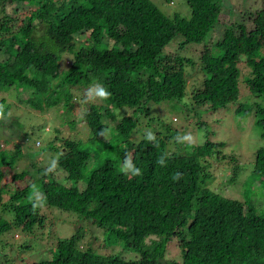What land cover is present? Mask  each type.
I'll use <instances>...</instances> for the list:
<instances>
[{"label":"trees","instance_id":"1","mask_svg":"<svg viewBox=\"0 0 264 264\" xmlns=\"http://www.w3.org/2000/svg\"><path fill=\"white\" fill-rule=\"evenodd\" d=\"M4 2L0 0V13ZM184 3L188 8L187 29L183 28L178 15L167 17L150 0H40L36 2L38 11L33 21L44 28L43 40L34 39L33 28L28 26L9 36L1 51L6 57L0 61V92L29 91L25 98L20 99L18 94L15 98L34 109H39L34 98L46 107L60 100L65 105L71 97V89H87L96 84L109 92V97L102 101L110 108L126 107L141 113L140 109L144 110L147 104L178 100L184 94L185 68L192 62L175 53H164V46L176 36L182 38L179 48L190 43L200 44L220 18L219 0H184ZM7 22H10L9 17L3 15L0 34L9 33ZM250 43L248 39L241 41L244 51ZM219 51L212 55L204 48L198 57L203 80L201 89L191 91L193 107L199 108L207 101L235 96L238 92L235 61ZM62 53H67L69 61L59 70ZM249 67L251 72L244 81V88L260 98V103L253 104L254 125L259 136L264 137V51ZM7 105H0L3 107L0 122L6 118ZM107 107L88 104L80 115L89 130L88 141L105 133L107 126L103 120L114 121ZM247 110L242 104L234 109L236 112ZM16 119L9 117L6 122L18 131L20 123ZM136 121L134 115H123L115 120L114 128L126 138ZM7 134L12 139L20 138ZM56 142L61 143L59 151ZM165 142V137L159 133L132 144L128 159L132 169L140 175H131L127 180L112 157L101 160L82 174L89 158L87 149L75 140L53 137L47 150L57 153L54 164L52 168L38 169L39 176L35 179L44 205L91 221L105 231L110 242L121 241L124 249L133 251L136 256L133 259L99 257L87 249L82 250L78 247L82 233L75 228L68 238L55 242L54 251L44 262L264 264V212L254 209L246 197L243 200L225 198L204 186L209 174L200 163L213 155L211 150L222 143L207 139L195 148L194 154L178 155L165 151ZM19 153L0 157V164L10 166ZM229 160L234 164L228 179L232 184L239 166L232 156ZM251 164V175L261 180L264 189V146L254 149ZM55 168L60 170L65 185L68 182L73 185L65 187L59 183L53 174ZM177 173L180 178L174 179ZM25 176H30L28 169L11 178L17 181ZM79 180L83 181L81 188L76 186ZM28 189L29 185H25L8 193L2 208L11 219H0V235L9 229L29 234L45 222V217L36 212L26 197ZM183 221L185 224L180 227ZM173 238L177 239L176 245L181 250L178 260L164 256L165 245ZM41 262L23 260L13 264Z\"/></svg>","mask_w":264,"mask_h":264},{"label":"rangeland","instance_id":"2","mask_svg":"<svg viewBox=\"0 0 264 264\" xmlns=\"http://www.w3.org/2000/svg\"><path fill=\"white\" fill-rule=\"evenodd\" d=\"M38 1L40 0H22L19 4V0H5L3 11L0 13V23L3 21V15L9 17L10 22L6 25L10 30L9 33L1 32L0 34V61L6 57L1 51L9 36L17 34L27 26L33 28L34 39L42 42L44 28L38 24L35 25L33 21L38 11L36 10ZM67 1L71 2V0ZM169 1L166 3V0H150L167 17H171L172 14L178 15L183 28L187 29L188 8L184 0ZM219 1V21L208 31L202 43H190L179 48L178 44L182 38L176 36L163 48L164 53H175L192 62L190 67L185 68L184 94L178 100L159 101L156 105L147 104L144 110L140 109L141 113H136L126 107L105 106L101 98L94 93H88L89 88L95 87L89 85L87 89L84 87L71 89V97L65 105L60 100L56 105L46 107L34 98L33 101L39 108L34 109L25 105L23 100L15 98L18 94L20 99H23L29 91L10 89L5 94L0 92V99L3 101L0 105L8 104L6 118H17L16 121L20 123V130L17 131L9 127L6 118L1 119L0 122V157L20 151L18 158L10 166L0 164L2 170L0 192L3 189V193H0V219L6 221L11 219L2 208L8 193L16 187L25 185H29L26 197L30 199L32 207L45 217L43 225L33 228L29 234L17 229H9L0 235V264H13L23 260L25 263L43 261L40 264H48L44 260L48 261L50 258L55 242L68 238L75 228L82 233V238L78 242V247L82 250L87 249L99 257L133 259L136 256L133 251L124 249L125 244L121 241L110 242L105 231L91 221L44 205L40 196V186L37 187L38 181L36 182L35 179L39 176L38 169H45L46 166L52 168L54 164L57 153L48 151L47 148L55 136L62 140H75L84 150L87 149L89 158L81 171L82 174L107 157H112V160L115 158L116 167L121 170L125 159H128L129 147L141 138L151 137L154 134L161 133L165 137V151L169 154L192 155L195 148L207 139L215 143L220 142L222 145L211 150L213 155L200 163L207 168L209 174L204 186L225 198L243 200L246 197L254 209L264 212L263 184L258 177L251 175V155L256 147L264 146V137L259 136L253 115V104L260 103V98L244 88V81L248 79L251 72L249 64L264 51V0ZM38 5L41 6L42 3ZM123 39L121 41L125 43ZM243 39L251 41L245 51L241 46ZM204 48L210 50L212 55L221 50L228 59L235 61V67L238 69V92L235 96L210 100L196 108L191 104L190 94L193 89H201L203 73L199 70L198 57ZM59 59V70H63L69 61L67 53H62ZM88 104L105 109L107 107L114 119V121L103 120L107 126L105 133L93 141H88L89 130L85 122L80 120V115ZM238 104L244 105L248 110L234 111ZM123 115H134L137 120L134 129L126 138L117 133L114 128L115 120ZM7 133L20 138L12 139ZM60 144V142L55 144L58 151ZM229 156H232L239 166L235 182L232 184H229L228 179L231 166L234 164H231ZM24 169H28L30 176L12 181L11 177ZM53 174L55 179L65 187L73 185L70 182L65 185L59 169L55 168ZM125 178L131 179V171L125 173ZM76 186L81 188L83 181L79 180ZM244 191L245 194H243ZM184 224L183 221L180 227ZM153 237L148 236V238ZM145 244H148V239H145ZM176 244V238L167 242L165 257L170 259L179 257L181 250Z\"/></svg>","mask_w":264,"mask_h":264},{"label":"clouds","instance_id":"3","mask_svg":"<svg viewBox=\"0 0 264 264\" xmlns=\"http://www.w3.org/2000/svg\"><path fill=\"white\" fill-rule=\"evenodd\" d=\"M20 4V3H19ZM88 93H94L95 96L101 98L102 100L107 99L109 97V92L102 87L99 84H96L95 87H91L88 89ZM3 116V107L0 106V117ZM121 171L128 173L129 171H131V175L133 176H138L140 175L139 171H135L132 169V165H131V160L130 159H125L123 166L121 168ZM180 178V174L177 173L176 176L174 177V179H179Z\"/></svg>","mask_w":264,"mask_h":264}]
</instances>
